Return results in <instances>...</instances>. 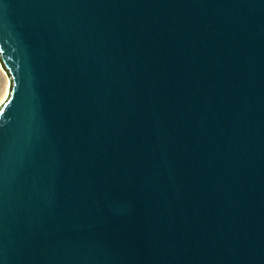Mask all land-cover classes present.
Segmentation results:
<instances>
[{
	"label": "water",
	"instance_id": "95a60500",
	"mask_svg": "<svg viewBox=\"0 0 264 264\" xmlns=\"http://www.w3.org/2000/svg\"><path fill=\"white\" fill-rule=\"evenodd\" d=\"M0 264H264V0H0Z\"/></svg>",
	"mask_w": 264,
	"mask_h": 264
},
{
	"label": "rangeland",
	"instance_id": "374dc122",
	"mask_svg": "<svg viewBox=\"0 0 264 264\" xmlns=\"http://www.w3.org/2000/svg\"><path fill=\"white\" fill-rule=\"evenodd\" d=\"M0 102H2V103H0V107L2 106V104L7 100V98H8V95H9V91H8V93H7V95H5V90H6V88L8 87H10V85H11V82H10V78H9V76H8V74H7V72L4 70V68H3V66H2V64H1V62H0ZM7 83L8 84H10V85H7ZM10 89V88H9ZM3 98V99H2Z\"/></svg>",
	"mask_w": 264,
	"mask_h": 264
},
{
	"label": "bare ground",
	"instance_id": "6f19581e",
	"mask_svg": "<svg viewBox=\"0 0 264 264\" xmlns=\"http://www.w3.org/2000/svg\"><path fill=\"white\" fill-rule=\"evenodd\" d=\"M1 67V66H0ZM7 85H10V84H8L7 83ZM10 88V87H9ZM8 87L6 88V90H5V95H7V93H8V91H10V89H9ZM3 99V98H2ZM3 102V101H2ZM2 102H0V103H2Z\"/></svg>",
	"mask_w": 264,
	"mask_h": 264
}]
</instances>
